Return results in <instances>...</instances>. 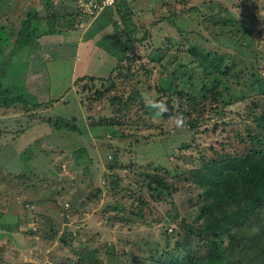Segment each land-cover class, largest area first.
I'll return each instance as SVG.
<instances>
[{
	"label": "rangeland",
	"instance_id": "rangeland-1",
	"mask_svg": "<svg viewBox=\"0 0 264 264\" xmlns=\"http://www.w3.org/2000/svg\"><path fill=\"white\" fill-rule=\"evenodd\" d=\"M127 1L136 47L116 72L123 73L111 79L87 74L72 87L62 66L59 79H52L51 70L26 85L33 41L20 48L15 40L30 11L72 13L74 0H0L5 52L0 51V67L5 66L6 84L13 85L10 95L26 99L0 106V264H154L144 257L158 243L169 246L167 235L175 238L169 232L181 219L196 222L192 200L199 190L189 171L225 152L264 146V124L253 101H260L257 111L264 102L251 87L256 75L264 74V0ZM124 8H108L102 16L109 21L116 16L123 31ZM71 20L61 19L57 27ZM221 33L233 41L223 38L226 43L218 48ZM94 37L85 49L93 55L100 48L111 51L116 65L120 43L99 29ZM191 46L227 52L230 72L204 76ZM64 47L52 49L58 55ZM179 58L189 60L188 66ZM68 77L72 81L70 67ZM203 81L212 86L206 98L199 89ZM179 87L199 100L182 124L177 108L187 100L175 94ZM218 90L233 101L225 110L215 99ZM55 97L56 104L28 102ZM146 97L164 102L173 114H157ZM69 123L78 129L63 126ZM152 175L163 176L176 190L159 196L147 185ZM172 201L179 210L176 221Z\"/></svg>",
	"mask_w": 264,
	"mask_h": 264
},
{
	"label": "trees",
	"instance_id": "trees-1",
	"mask_svg": "<svg viewBox=\"0 0 264 264\" xmlns=\"http://www.w3.org/2000/svg\"><path fill=\"white\" fill-rule=\"evenodd\" d=\"M118 4V8L122 5L125 7L122 16L126 28L121 31L118 23L113 21L116 35L114 41L120 43L119 58L110 74L107 77H100L101 79L116 78V75L122 74L123 72H116L119 69L123 71L127 52L134 51L136 47V38L132 36L134 24L130 5L127 0H121ZM225 13L230 18L232 17V14L228 11ZM74 15L73 12L62 14L53 9L48 10V16L39 15L37 10L30 11L18 30L15 43L19 42L18 46L22 48L35 41L41 34L46 33V29H55L61 19ZM82 17L87 18L88 16L82 15ZM223 38L227 42L233 41L231 37L221 33L216 37L218 48L220 45H225L226 42L223 41ZM3 46L4 44L0 42V51L5 53ZM189 50L195 55L196 62L204 64V76L214 72H218L223 76L230 72L231 67L226 63L224 64V57L228 54L227 52L216 53L215 50L212 52L204 46H201V48L191 46ZM114 55L116 56V52ZM180 60L184 61L185 66H188L187 62L189 60L179 58L177 62ZM182 66L183 64L180 63V73ZM4 68V65L3 68L0 67V106H10L18 99L21 102H26L24 96L10 95L13 85L6 84L4 81ZM185 72H188V70ZM237 75H239V72ZM85 79H87V76H81L76 79L75 84ZM217 79V77H214V81ZM251 87L253 91H259L260 98L264 102V74L258 73L251 83ZM199 89L203 93V97L206 98L212 86L203 81ZM175 94L179 95L178 98L185 97V100H187V106L177 108L181 112V116L192 115V111L199 101L197 93L179 87ZM215 99L221 104L223 110H225L224 106L233 102L227 99L221 90H218V98ZM57 101L58 99L54 98L53 102L51 100L42 102L34 99L28 102L40 106L43 103L49 105V103L53 104ZM253 102L256 109L254 114L259 122L264 124V107L261 111H257L261 107L260 101L254 100ZM171 114H173L172 111L163 112L165 116H171ZM69 124L63 126L71 127L73 130L78 129L75 123ZM191 127H195V122ZM240 138L243 142L246 141L244 137ZM255 140L257 139L255 138ZM258 142H261V140H258ZM115 166L116 164L111 165V168H115ZM189 178L196 183L199 190L195 194L194 201L192 200L198 206L196 222H190L185 218L181 219L177 229L169 232L175 238L171 240L169 234L167 235L165 244L169 246L161 248L162 246L158 243L161 250L157 247L155 251L144 258L149 259L154 264H264V146L246 147L235 154L225 152L218 158L205 159L202 166L189 171ZM147 185L151 190L159 193V196L165 190V194L170 193V195L176 190L175 186H170L163 176L158 175L150 176ZM172 208L175 209L173 221H176L179 217V210L173 201ZM196 223H202V225L197 226Z\"/></svg>",
	"mask_w": 264,
	"mask_h": 264
},
{
	"label": "crops",
	"instance_id": "crops-1",
	"mask_svg": "<svg viewBox=\"0 0 264 264\" xmlns=\"http://www.w3.org/2000/svg\"><path fill=\"white\" fill-rule=\"evenodd\" d=\"M73 5H75V12H73L75 15L72 16L73 19L69 23V26L66 25L63 28L56 27L55 29H46V33L41 34L35 41H33V46L28 44L30 46L29 57L34 64L29 76L26 75L25 72V79L28 80L26 85L29 84L31 86L32 83L30 80L47 77L44 73L50 74L51 70L53 72L52 79H59L58 68L62 66L67 73V80L70 85L75 87V81L77 78L87 74L96 77H107L115 66V57L113 59L110 57L111 51L108 53L106 50L100 48L98 51H95L93 55L89 50L85 49V46H89V38H96L94 37L96 29H99V33L107 35L108 38H110L109 40H116L113 25L116 16H112V20L109 21L108 16H102L103 12L106 11L104 10L99 14H94L87 18L82 17L79 13L80 10L78 8L77 0H74ZM77 13L80 15H76ZM99 24H101L102 27H100ZM56 44L66 45L58 55L55 54V51L52 49ZM70 45L72 46V49L70 48ZM76 52L77 55L73 56V53L75 54ZM82 52L84 54V59L81 58L79 60V54ZM37 60L42 61V65H40ZM46 63L48 64V67L44 66ZM68 67L72 70V81L71 79L69 80L68 77ZM57 98H59L58 95ZM47 100L48 99L46 98L42 100L40 99L42 102ZM56 103L57 102L54 104Z\"/></svg>",
	"mask_w": 264,
	"mask_h": 264
},
{
	"label": "built area",
	"instance_id": "built-area-1",
	"mask_svg": "<svg viewBox=\"0 0 264 264\" xmlns=\"http://www.w3.org/2000/svg\"><path fill=\"white\" fill-rule=\"evenodd\" d=\"M121 0H77L80 13L85 16L99 14L111 7H119Z\"/></svg>",
	"mask_w": 264,
	"mask_h": 264
},
{
	"label": "clouds",
	"instance_id": "clouds-1",
	"mask_svg": "<svg viewBox=\"0 0 264 264\" xmlns=\"http://www.w3.org/2000/svg\"><path fill=\"white\" fill-rule=\"evenodd\" d=\"M146 100V106L150 107L151 109L155 110L157 114H162L163 112L167 111V106L164 102L160 101L157 102L155 100H151L149 98H145ZM178 124L183 123V117L177 118Z\"/></svg>",
	"mask_w": 264,
	"mask_h": 264
}]
</instances>
